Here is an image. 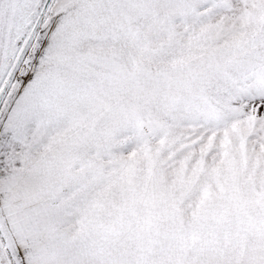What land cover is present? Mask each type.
<instances>
[{"label":"snow or ice","instance_id":"snow-or-ice-1","mask_svg":"<svg viewBox=\"0 0 264 264\" xmlns=\"http://www.w3.org/2000/svg\"><path fill=\"white\" fill-rule=\"evenodd\" d=\"M0 264H264V0H0Z\"/></svg>","mask_w":264,"mask_h":264}]
</instances>
